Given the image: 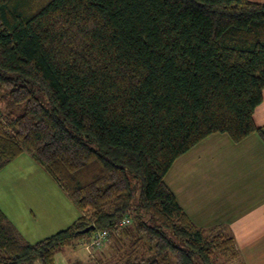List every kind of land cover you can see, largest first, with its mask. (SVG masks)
I'll return each mask as SVG.
<instances>
[{
  "label": "trees",
  "instance_id": "1",
  "mask_svg": "<svg viewBox=\"0 0 264 264\" xmlns=\"http://www.w3.org/2000/svg\"><path fill=\"white\" fill-rule=\"evenodd\" d=\"M263 92L264 3L0 0V171L27 156L80 213L29 244L0 209V264H55L84 237L98 264H242L164 178L211 135L264 141Z\"/></svg>",
  "mask_w": 264,
  "mask_h": 264
},
{
  "label": "rangeland",
  "instance_id": "2",
  "mask_svg": "<svg viewBox=\"0 0 264 264\" xmlns=\"http://www.w3.org/2000/svg\"><path fill=\"white\" fill-rule=\"evenodd\" d=\"M257 114V117H261L259 122L264 124V105L261 108L258 107ZM262 127L264 131V125ZM201 143L173 163L164 181L172 192L176 193L178 200L184 206L185 213L191 214L193 223L198 224L203 231H207L231 220L233 209L239 206L238 202L241 206L237 210L241 211L254 204L252 201H248L247 204L240 202L232 174L237 173L236 170L239 171L244 166L253 165V167L262 170L264 180V155L261 154V148H247L241 142H232L224 134H214L207 141ZM16 168H8L0 176V209L4 210L8 216L13 210L22 209L19 213L22 226H18V223L17 226L12 225L26 243L34 244L57 231L55 227L49 228L45 225L46 211L51 216L56 206H53V202L44 211L37 205L38 201L33 192L27 191L22 194L20 187L14 185V181L22 180V176L25 175L19 171L20 167ZM5 175L7 176L5 177ZM221 189L227 193L220 196ZM43 194H45L42 196L44 200L48 196L55 198L54 194ZM29 207L33 211H30ZM41 228L44 233H41ZM87 240L88 238L84 237L79 240V245L74 249L66 248L57 252L55 264H98L97 251L93 250L89 253L88 247H85ZM223 258L221 264L226 262L225 257ZM34 264L39 263L34 262ZM226 264L236 263L235 260H232Z\"/></svg>",
  "mask_w": 264,
  "mask_h": 264
},
{
  "label": "crops",
  "instance_id": "3",
  "mask_svg": "<svg viewBox=\"0 0 264 264\" xmlns=\"http://www.w3.org/2000/svg\"><path fill=\"white\" fill-rule=\"evenodd\" d=\"M249 1L264 3V0ZM263 105L264 99L259 108H261ZM257 110L258 107L254 111V121L257 126L262 127L264 124H262V122H259L261 117H257ZM212 136L213 135L203 140L202 143L207 141ZM241 143L244 144V146L247 148H261V154L264 155V141H262L258 136L251 135L241 141ZM16 167H20L19 171H22L23 175H25L22 176V180H18L17 178V182L12 179V181H14V185H16V187H20V191L22 194H24L23 192L27 191L33 192L36 195V199L38 201L37 205L40 206L44 211H46L47 207L54 202L53 206H56V209H52V215L49 216L48 211H46L47 218L45 221V225L47 227H55V230H57L55 233H57L69 227L73 223V221L80 216V213L71 204L63 190L56 183H53V180L38 165H36L34 161H32L25 155H21L20 157L9 163L7 166H5L0 171V176L3 174V172H6L8 168L13 169ZM236 172L237 173L232 174V177L235 179V188L238 189V195L241 200L239 201L244 204H247L248 201H252L254 204L251 207H246L241 211L237 210L241 206L237 200L239 206H236L235 209H233L231 220L227 221V223L224 222V224H219L218 227H214V229L220 228L224 230L227 235L233 238L235 252L237 253V261L239 263L264 264V180L262 170L251 165L244 166L243 169H239V171L236 170ZM6 176L7 175H5V177ZM25 177H27V179H25ZM225 182H227L226 179ZM228 185L231 184L228 183ZM43 193H47L48 195L54 194L55 198H50L48 196V198L44 200L42 196H45V194ZM173 193L179 206L184 210V206L178 200L176 193ZM223 193L227 192L221 189L220 196H222ZM21 211L22 209H20L19 211L13 210L10 216H8L6 212L2 210L8 220L16 226L17 223L18 226H22L19 219V213ZM30 211H33L32 208H30ZM187 216L191 221L193 220L191 214L188 213ZM194 225L197 228H200L198 224L195 223ZM42 228L41 233H44V230Z\"/></svg>",
  "mask_w": 264,
  "mask_h": 264
},
{
  "label": "built area",
  "instance_id": "4",
  "mask_svg": "<svg viewBox=\"0 0 264 264\" xmlns=\"http://www.w3.org/2000/svg\"><path fill=\"white\" fill-rule=\"evenodd\" d=\"M125 222H123L122 224H124ZM105 235V233L103 234H98L97 236H95L94 240H93V244L96 246H100V242L103 239V236Z\"/></svg>",
  "mask_w": 264,
  "mask_h": 264
},
{
  "label": "water",
  "instance_id": "5",
  "mask_svg": "<svg viewBox=\"0 0 264 264\" xmlns=\"http://www.w3.org/2000/svg\"><path fill=\"white\" fill-rule=\"evenodd\" d=\"M91 230H94V227L93 226H90V227L84 229L83 232H89Z\"/></svg>",
  "mask_w": 264,
  "mask_h": 264
}]
</instances>
